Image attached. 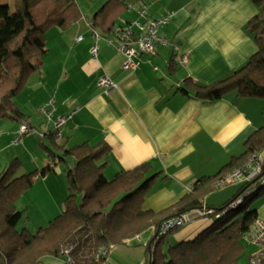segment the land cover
Masks as SVG:
<instances>
[{
	"label": "crops",
	"instance_id": "0c3cea01",
	"mask_svg": "<svg viewBox=\"0 0 264 264\" xmlns=\"http://www.w3.org/2000/svg\"><path fill=\"white\" fill-rule=\"evenodd\" d=\"M131 2L126 0L127 13L119 22L137 19L136 8H128L129 4L144 5L153 19L172 15L159 28V33L171 45H157L155 54L142 55L140 67L128 72L123 69L124 55L108 43V34L91 27L92 16L84 15L80 6L85 20L79 19L68 27L55 26L47 32V53L38 60V70L31 74L14 99L19 117L15 118L17 113L10 111L7 116L10 119L0 118V127L7 125L9 135L16 134L22 120H26L39 132L46 133L52 124L45 122L38 111L54 99L55 118L71 116L64 125L63 142L68 146L84 141L110 146L105 169L109 178L119 170L152 163L151 171L161 174L144 207L161 212L167 218L172 215L167 210L198 178L217 174L233 157L241 156L247 140L264 124L262 98H243L230 92L220 100L209 102L180 89L186 78L200 84H213L249 60L257 46L246 24L257 13V8L251 0ZM80 35L83 39L78 41ZM97 45L98 56L94 57L91 50ZM160 61L166 63L164 70ZM103 76L116 82L118 90L99 86L98 81ZM16 138L13 143L17 145ZM20 152L0 160V170L14 156L21 158ZM44 160L43 165L48 157ZM35 166H28L27 170ZM64 178L62 174L53 173L42 177L39 185L44 195L40 198L44 200L58 189L61 193L58 204L62 208L66 199ZM241 185L240 182L239 188ZM212 192L206 198L209 208L219 207L235 195L215 205L210 201ZM61 211L52 207L48 214ZM257 214L264 222V206ZM213 222V218L199 215L173 229L167 244L192 240ZM155 234L156 229L151 226L125 245H114L105 264L108 260L112 264H144ZM253 245L257 251L258 246Z\"/></svg>",
	"mask_w": 264,
	"mask_h": 264
},
{
	"label": "trees",
	"instance_id": "16d2710c",
	"mask_svg": "<svg viewBox=\"0 0 264 264\" xmlns=\"http://www.w3.org/2000/svg\"><path fill=\"white\" fill-rule=\"evenodd\" d=\"M251 1L257 13L248 21L246 29L257 51L243 66L213 84L186 78L180 87L184 93H194L209 102L220 100L230 92L243 98L264 99V0ZM14 4L15 10H11L9 3L0 0V118L10 115V111L17 113L15 118L19 117L14 99L31 74L38 70V60L47 53L49 29L68 27L82 17L76 0H14ZM126 9V0H107L92 15L90 25L110 35L121 23L119 19ZM63 129L64 126L61 139L56 130L40 136L38 145L48 157L45 165L18 174L22 160L16 156L0 173V264H39L48 257L62 255L66 256V262L60 264H105L114 245L126 244L151 226L157 229L170 217L195 211L204 212L214 222L194 239L172 244H167V238L174 230L165 235L156 232L144 264H238L246 253L244 239L250 241L253 227L260 219L255 209L247 210L244 216L237 213L262 195L264 187L256 182H244L231 199L215 208L206 205V198L211 191L221 188L218 185L221 178L264 148V124L247 140L241 156L233 157L217 174L198 178L167 210L172 214L167 218L144 207L161 174L148 176L151 162L119 170L109 178L105 169L110 146L92 145L90 141L68 146L63 142ZM67 157H72L74 164L66 173L65 209L36 232L28 227L20 230L18 224L25 210L18 206L19 199L38 179L56 174L58 163ZM240 198L244 199L243 203L231 208ZM210 209L213 212H208ZM255 245L258 249L250 255L249 264L256 261L264 264V248ZM104 249L109 252L104 253Z\"/></svg>",
	"mask_w": 264,
	"mask_h": 264
},
{
	"label": "built area",
	"instance_id": "2783aa9c",
	"mask_svg": "<svg viewBox=\"0 0 264 264\" xmlns=\"http://www.w3.org/2000/svg\"><path fill=\"white\" fill-rule=\"evenodd\" d=\"M128 8H136L138 17L136 20L124 21L117 24L113 32L108 36V43L113 45L120 53L124 55L123 69L128 72L136 71L141 65V56L144 54H155L157 45L167 47L171 45L169 40L159 33V28L165 25L172 17L168 15L164 18L153 19L149 16L147 8L142 4H136L135 6L129 5ZM97 32V31H96ZM95 36L99 39V33H95ZM83 36H78V41H81ZM176 46V44H175ZM177 47V46H176ZM99 46H95L91 52L94 57L98 56ZM185 60V58H183ZM158 66H155L157 69ZM98 85L101 87H108L112 90H118V85L110 77L103 76L99 79ZM39 112L45 116L46 122L52 124L51 130H56L58 139L62 138V128L71 118V116H60L55 118L56 104L55 100L51 99L47 104L39 108ZM37 131L26 120H22L20 128V134L22 136L28 132ZM50 131L47 130L46 133ZM41 137H44V133L40 132ZM21 137L16 138L15 143L20 142ZM233 182H252L260 187H264V148L261 151L252 154L248 160L226 174L220 179L218 185L224 187L225 185ZM244 199H238L231 204V208L235 209L239 204H242ZM213 212V209L208 210ZM224 213V212H222ZM202 211H195L191 213H185L178 216L170 217L160 223L156 229L158 235H165L170 230L181 227L188 222L192 221L199 215H204ZM249 240L255 244H258L264 248V222L258 220L249 236ZM67 251V250H66ZM104 253H108L109 250L104 249ZM264 256V251L262 253ZM256 261L255 264H258Z\"/></svg>",
	"mask_w": 264,
	"mask_h": 264
},
{
	"label": "rangeland",
	"instance_id": "374dc122",
	"mask_svg": "<svg viewBox=\"0 0 264 264\" xmlns=\"http://www.w3.org/2000/svg\"><path fill=\"white\" fill-rule=\"evenodd\" d=\"M106 1L107 0H76L79 6L82 7V11L84 15L86 14V16L88 17H91L95 13V11L99 9ZM127 1L129 3H132L131 0H127ZM2 2L9 3L11 10H15L14 0H2ZM124 16H126V14H124ZM80 19L85 20V16H83L82 14V17ZM159 63H160L161 68L164 70L166 68V63L163 61H160ZM5 118L10 119V117H5ZM3 126L4 127H0V133H1L0 135V160L4 161L5 159L12 157V155H15V153H19L20 151H22V153L20 152L19 154L21 155L22 165H21V168L18 174L25 173L23 171L27 170L28 166H35V165H37L35 167L43 166V161H45L44 158L47 157V153L45 149H43L42 147L38 145L39 138H40L39 131L37 130L33 132L32 131L28 132L27 134L23 136L19 144L17 143L16 145L13 143V140L16 137H22V134H20V130L16 134L9 135L8 132L10 130L8 129V126L7 125L6 126L3 125ZM46 143L49 144L50 141L47 139ZM72 144H74V142H72L70 145ZM67 160L69 161L66 162ZM66 161L58 163L57 172H56L57 176L62 174L64 177H66V173L68 169L70 168L71 165L74 164V160L72 157H67ZM2 171L3 169L0 170V173ZM153 173L154 171H151L148 174V176L152 175ZM40 182L42 181L38 179L34 183V185L28 191H26L25 194L18 201V204H20V207H22L21 210H25L24 216L18 224V228L20 230L23 227H28V229L31 232H36L41 226L47 225L53 218L59 215L62 212L61 210L65 207V201H64L63 207L59 208L58 203L61 198V193L59 192L58 189H54L53 192L50 195H48L44 200L41 199L40 197H42L44 193H41L42 188L40 186L42 185H39V184H42V183ZM64 184H65V197H67L68 188H67V180L65 178H64ZM239 185H240V182H233V183H229L225 185L224 187L218 188L217 190L212 192L213 194L210 195V201H213L215 205L222 203L224 199L231 197L234 193L235 194L237 193V190L239 189ZM263 206H264V193L260 195L259 197H255L249 204L248 208L246 207L240 210L239 213L237 214L239 216H244L247 210L255 209L256 211H258L259 209L260 211V207H263ZM52 207L58 210V212L59 211L61 212L58 214H54V212L53 214H48L51 212ZM244 243L247 245V250H246V253L239 260L238 264H249L250 255L256 251V246H254L250 241H248L247 239H244ZM136 245H142V244H136ZM65 258L66 256H63V255L61 256V258L48 257L45 259L43 263H39V264L65 263L66 262ZM52 260L54 263H51ZM107 264H112V263H110V260H108Z\"/></svg>",
	"mask_w": 264,
	"mask_h": 264
},
{
	"label": "water",
	"instance_id": "95a60500",
	"mask_svg": "<svg viewBox=\"0 0 264 264\" xmlns=\"http://www.w3.org/2000/svg\"><path fill=\"white\" fill-rule=\"evenodd\" d=\"M152 244L150 243L148 246V249L151 250Z\"/></svg>",
	"mask_w": 264,
	"mask_h": 264
}]
</instances>
